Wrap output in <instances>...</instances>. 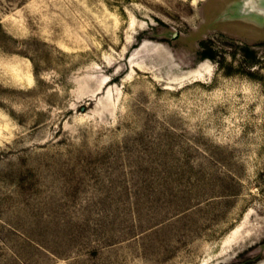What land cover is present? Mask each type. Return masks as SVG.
<instances>
[{"label": "rangeland", "instance_id": "rangeland-1", "mask_svg": "<svg viewBox=\"0 0 264 264\" xmlns=\"http://www.w3.org/2000/svg\"><path fill=\"white\" fill-rule=\"evenodd\" d=\"M237 1L0 0V264H264Z\"/></svg>", "mask_w": 264, "mask_h": 264}, {"label": "water", "instance_id": "water-1", "mask_svg": "<svg viewBox=\"0 0 264 264\" xmlns=\"http://www.w3.org/2000/svg\"><path fill=\"white\" fill-rule=\"evenodd\" d=\"M232 12V17H231ZM230 16H229V15ZM264 27V0H241L227 7L223 17Z\"/></svg>", "mask_w": 264, "mask_h": 264}, {"label": "trees", "instance_id": "trees-1", "mask_svg": "<svg viewBox=\"0 0 264 264\" xmlns=\"http://www.w3.org/2000/svg\"><path fill=\"white\" fill-rule=\"evenodd\" d=\"M206 57H208V54H205Z\"/></svg>", "mask_w": 264, "mask_h": 264}]
</instances>
